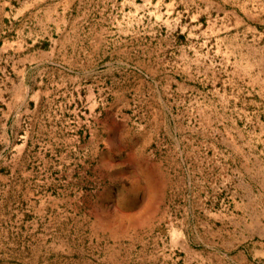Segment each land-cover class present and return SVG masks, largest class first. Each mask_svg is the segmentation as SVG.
Here are the masks:
<instances>
[{"label":"rangeland","instance_id":"obj_1","mask_svg":"<svg viewBox=\"0 0 264 264\" xmlns=\"http://www.w3.org/2000/svg\"><path fill=\"white\" fill-rule=\"evenodd\" d=\"M0 30V264H264V0H0Z\"/></svg>","mask_w":264,"mask_h":264},{"label":"crops","instance_id":"obj_2","mask_svg":"<svg viewBox=\"0 0 264 264\" xmlns=\"http://www.w3.org/2000/svg\"><path fill=\"white\" fill-rule=\"evenodd\" d=\"M2 33H4V31L0 30V35H1ZM9 43H10V42H9Z\"/></svg>","mask_w":264,"mask_h":264}]
</instances>
